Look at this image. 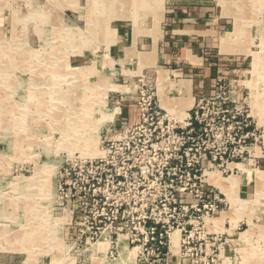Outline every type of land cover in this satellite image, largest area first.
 Wrapping results in <instances>:
<instances>
[{"label":"rangeland","instance_id":"1","mask_svg":"<svg viewBox=\"0 0 264 264\" xmlns=\"http://www.w3.org/2000/svg\"><path fill=\"white\" fill-rule=\"evenodd\" d=\"M91 1L0 0V264H122L123 255L116 262L105 256V235L96 244L103 255L93 261L70 249L65 224L71 211L58 193L62 166L101 155L84 152L95 142L102 152L105 140L121 134L122 97L131 102L136 92H130L134 80L122 81L106 53L110 21L125 16L114 11L122 0ZM94 1L102 14L91 13ZM217 1L226 12L237 10L228 36L244 32L243 15L264 28L263 18L256 20L264 14V0ZM248 8L254 11L244 12ZM259 37L243 82L251 89L253 114L264 124V34ZM240 167L252 174L248 195L240 193L241 183L232 195L228 182L237 175H210L230 204L221 214L225 219L215 220L220 228L244 220L220 264H264V179L257 177L264 169ZM228 219L230 227L224 225Z\"/></svg>","mask_w":264,"mask_h":264},{"label":"built area","instance_id":"2","mask_svg":"<svg viewBox=\"0 0 264 264\" xmlns=\"http://www.w3.org/2000/svg\"><path fill=\"white\" fill-rule=\"evenodd\" d=\"M135 80V119L102 143L101 155L72 158L61 168L69 247L93 261L103 255L96 244L105 235L111 262L126 248L132 264H220L244 220L220 228L215 220L230 204L210 175L238 176L245 173L240 165L264 169V124L253 114L251 89L218 75L211 92L180 118L161 105L154 78Z\"/></svg>","mask_w":264,"mask_h":264},{"label":"crops","instance_id":"3","mask_svg":"<svg viewBox=\"0 0 264 264\" xmlns=\"http://www.w3.org/2000/svg\"><path fill=\"white\" fill-rule=\"evenodd\" d=\"M118 8L128 18L113 16L105 42L110 44L106 53L115 61L118 77L122 81L134 80L130 87L133 93L137 88L135 78L148 74L157 82L163 108L180 118L197 98L211 92L218 75L244 83L253 44L257 35L262 38L264 34L257 21L243 15L239 18L244 32L233 38L228 36L235 30L237 10L226 12L216 0H163L159 6L155 0H122ZM249 11L254 10L248 8L244 12ZM262 18L264 22L263 12L256 20ZM123 109L119 123H131L136 116V103L132 99ZM262 163L264 167V160ZM238 177L240 193L248 195L252 174ZM172 262L192 264L183 259Z\"/></svg>","mask_w":264,"mask_h":264},{"label":"bare ground","instance_id":"4","mask_svg":"<svg viewBox=\"0 0 264 264\" xmlns=\"http://www.w3.org/2000/svg\"><path fill=\"white\" fill-rule=\"evenodd\" d=\"M91 1V0H90ZM100 1V0H99ZM98 1V3H100ZM92 2V1H91ZM90 2V3H91ZM159 3L158 4H155L156 6L158 5H162V2H163V0H159L158 1ZM242 3V2H241ZM92 4H93V2H92ZM96 4H97V1H96ZM110 4H114V2H113V0L112 1H110ZM98 5V4H97ZM95 1H94V5H93V8H92V10H91V13L94 11V10H97V12H98V14H100L101 13V11L99 10V8L98 7H96V9H95ZM156 8V7H155ZM113 10H114V8H112ZM161 9V7L159 8V10ZM112 10V11H113ZM155 10V9H154ZM114 11H118V9L116 8ZM157 11V10H156ZM159 13H160V11H159ZM94 14V13H93ZM102 14V13H101ZM158 14V13H157ZM161 14V13H160ZM126 16V17H125ZM124 16V18H128L127 17V15H125ZM95 17H97L96 15H93V17L92 18H94V20L96 19ZM100 17V16H99ZM98 17V18H99ZM107 17V16H106ZM101 18V17H100ZM101 22H103V20L101 21V19H100V22L99 23H101ZM100 25H104V24H100ZM106 30H107V27H106ZM88 141V140H87ZM96 143V142H95ZM94 143V144H95ZM94 144L92 143L89 147L90 148H88L87 150H86V152H84L85 153V155H90V156H93V155H99V154H102V152L100 151V150H98L97 149V144H96V146L94 147ZM86 148V147H85ZM97 157V156H96ZM91 158H94V157H91ZM212 174H215V173H212ZM212 176V175H211ZM257 177L259 178V180H261V179H264V176L260 173H258V175H257ZM212 178H214V175L212 176ZM218 181H220V180H217L216 179V182H218ZM241 183V180H240V178L239 177H236V176H232L231 178H230V181L228 182V186H229V188H230V190H231V193H233L232 195H235L236 194V191L239 189V184ZM219 186V185H218ZM231 194H230V196H228V198L229 197H231L232 196ZM263 195V194H262ZM258 200H260V198L258 197L257 198V202L256 203H258L259 201ZM242 205V206H241ZM240 206L242 207V208H244V205H245V203L244 204H241ZM256 206H257V204H256ZM105 238V237H104ZM102 242V241H101ZM174 243H175V245H177V243H178V233H176L175 235H174ZM99 244H101L102 245V243H99ZM99 244H97V246L99 245ZM98 247H100V246H98ZM122 255H123V259H122V264H129V262L132 264V260H133V256H134V253L132 252V251H130V253L129 252H127V251H124V252H122Z\"/></svg>","mask_w":264,"mask_h":264}]
</instances>
